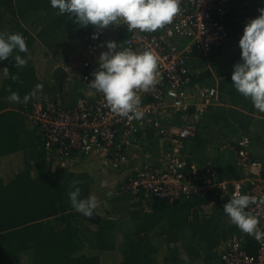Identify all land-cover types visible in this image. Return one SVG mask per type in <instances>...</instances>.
Instances as JSON below:
<instances>
[{"label": "trees", "instance_id": "obj_1", "mask_svg": "<svg viewBox=\"0 0 264 264\" xmlns=\"http://www.w3.org/2000/svg\"><path fill=\"white\" fill-rule=\"evenodd\" d=\"M237 1L232 0L229 13L221 20L228 31V41L236 42L248 20L256 18L258 9L264 6L260 5L262 0H249L244 7ZM112 26L118 45L130 37L131 31L123 22ZM60 30L72 36L65 41ZM0 33L21 34L28 49L26 53L14 51L7 60L0 62V167L10 162L15 167L8 179L0 175V264H102L104 254L113 255L115 264H209L214 258L220 262L218 248L233 237L242 241L241 246L247 254H256L259 241L242 232L225 215L223 205L232 199L226 194L197 195L174 203L138 195L146 199L149 210L135 208L130 211V228L127 234L121 232V237L116 233L119 230L114 225L117 221L110 220V205L102 204L90 218L76 212L68 196L74 190V183L81 190V198L96 195L97 199L104 200L113 190L100 185L102 177L93 179L86 173L53 166L46 158L40 130L27 128L23 111L33 108L39 88L51 97L54 105L60 101L63 107L72 106L78 98L76 86L72 89L75 99L72 97L70 102L63 104V91L70 85L67 72L58 66L39 71L41 63L32 52L41 43L57 54L77 37L80 42H96L104 38L106 28L80 26L74 18L59 15L58 10L51 7L50 0H0ZM93 34L98 38L93 39ZM226 44L213 49L208 56L196 50L188 54L189 75L185 87L191 93L197 87L218 88L221 103L202 114L199 124L206 122L202 131L213 132V136L221 131L225 136L243 134L258 145L264 141V133L252 115L264 117V113L254 109L250 99L233 88L231 74L233 65L240 61V52L223 60ZM16 55L27 61L23 67L16 66ZM13 92L21 97L17 105L8 99ZM32 93L29 102L23 103V97ZM194 113L195 107L191 105L185 115L193 118ZM166 123L164 120L162 124ZM142 133L147 134L145 141H151L158 132L148 126L141 129L137 137ZM188 142L194 145L198 139L196 136L186 138L182 145ZM161 143L151 141L155 148L153 153L166 151L167 147L159 149ZM201 143L209 148L213 146L207 140ZM233 156L235 158V153ZM225 163L206 160L198 166L212 165L218 182L241 178V171L231 159ZM199 176L202 178L203 174ZM94 180L99 182V188H94ZM125 193L120 195L124 198Z\"/></svg>", "mask_w": 264, "mask_h": 264}, {"label": "built area", "instance_id": "obj_2", "mask_svg": "<svg viewBox=\"0 0 264 264\" xmlns=\"http://www.w3.org/2000/svg\"><path fill=\"white\" fill-rule=\"evenodd\" d=\"M248 1V0H245ZM232 0H180L181 11L171 24L157 33L131 31L121 47L134 51H150L157 61L158 83L148 92L138 91L141 99L140 119L129 120L113 112L102 93L89 84L92 73L98 69V55L93 42L86 43L80 52L78 64L80 84L85 91L72 106L36 104L26 112L28 122L40 131L47 160L55 167L68 168L82 156H97L102 166L119 171L128 162L127 151L135 142L141 129L153 126L170 148L164 155L162 166L149 163L132 173L121 186V191L133 196L166 200L174 203L190 200L197 195L213 196L235 193L255 197L257 202L246 211L255 216L258 228L264 230V161L251 155L252 142L247 136L237 140L235 164L241 178L218 182L212 165L200 167L188 164L182 155V141L195 135V127L182 126L168 132L162 123L168 113L186 114L194 105V119L211 106L218 105L217 86L196 88L192 94L186 89L189 69L187 57L196 50L204 56L229 40V34L221 20L229 13ZM126 25V24H125ZM188 41L186 44L185 42ZM119 46V45H118ZM192 100V102H191ZM199 173L203 174L200 178ZM237 237L230 238L218 248L222 264H264V240L259 241L255 255L247 254Z\"/></svg>", "mask_w": 264, "mask_h": 264}, {"label": "clouds", "instance_id": "obj_3", "mask_svg": "<svg viewBox=\"0 0 264 264\" xmlns=\"http://www.w3.org/2000/svg\"><path fill=\"white\" fill-rule=\"evenodd\" d=\"M52 8L59 15H67L82 27L93 25L98 29L109 25H127L128 31L142 33L155 32L171 24L181 11L180 0H50ZM259 15L248 20L238 41L240 61L233 65L231 74L233 88L246 99H250L254 109L264 113V7ZM93 39L98 35L93 34ZM106 51L98 57V69L92 73L90 86L102 93L107 106L121 117L129 120L140 119L144 113L138 108L141 104L138 91L148 92L158 83L157 61L150 51H134L124 48L115 41H108ZM14 51H28L25 38L19 33H0V62L7 60ZM15 64L23 67L27 61L20 55L14 57ZM32 94L23 97L27 104ZM11 102L20 103L21 97L11 93ZM68 193L72 208L85 217H91L97 207V198H81V190L73 184ZM257 202L255 197L235 193L223 205V211L230 221L242 232L253 236L257 241L264 240V230L258 228V219L246 209ZM264 203V199L260 201Z\"/></svg>", "mask_w": 264, "mask_h": 264}, {"label": "rangeland", "instance_id": "obj_4", "mask_svg": "<svg viewBox=\"0 0 264 264\" xmlns=\"http://www.w3.org/2000/svg\"><path fill=\"white\" fill-rule=\"evenodd\" d=\"M240 1L242 3V6L244 7L245 4L249 0L248 1L240 0ZM262 4H264V0H262V3L260 5ZM248 13H251V12H248ZM112 28L113 26L109 25L106 28V33H105L104 38H101L99 41L93 42L98 56L100 55L101 52L107 50L106 47H103L102 45H105L106 42L108 41L116 42V38H115ZM60 31L62 33L61 35L63 37V40H65V38L67 37L72 36V34H69L68 32H64L62 30ZM80 41L81 40L78 37L77 39H73V42L69 45V47H67L63 51L61 50L58 51L57 54H54V52L50 51L48 48L45 49L41 45V43H39L41 47L37 45L36 49L32 52L33 57L37 58L38 62L41 63L38 66L39 71L45 72L46 68L48 71V69L51 68L52 66L54 67L58 66V67L64 68L65 71L67 72L69 80H70V82L69 81L68 82L70 83V85L66 86V89H64L63 91V94H64V95L62 94L64 98L63 104L66 103L67 101L70 102V100L72 99V96H73L72 89L74 87L77 86L76 91L78 93V96H81L85 91L84 87L80 84V79H79L81 75L80 69L79 67L76 66L81 58L80 52L82 50V47L86 44V42H80ZM185 43L187 44L188 41H186ZM226 43H227L226 44L227 49L225 50L223 54V57H222L223 60H225L228 57L229 58L232 57V55L235 53L241 52L240 48L238 47V42L227 41ZM219 62L222 63V60ZM39 89H38V93L36 96L37 101L33 103V107L36 104L51 105L52 104V102L50 101L51 97L48 96L47 94H44L43 90H39ZM193 102H195L196 105H200L199 103H197L198 99L195 97V95L193 97ZM57 103L61 105L60 101H58ZM219 103H221L220 99H218V105ZM17 104L18 103H14V105H17ZM26 112L27 111H23L24 115L28 116ZM26 120L28 123L27 128H31V129L34 128V126L28 122L27 117H26ZM164 120L167 121V123L164 125L167 128H164V129H167V131L171 133H173V131H176L177 129H181L182 126L191 125L192 127L193 126L195 127L196 133L194 136H196V139H198V142H195L196 144L194 145L190 142L185 143V145H183L184 147H182V155L184 156L185 160L186 159L191 160L192 163L194 164L196 162L197 165L198 163L202 164L203 162H206V160H209L211 162L219 160V163L220 162L225 163V161L227 160L229 161L230 159L232 160L233 153H234V147H235L234 144H236L235 141L237 140V138H239L240 136L242 137L243 135V134H239L237 137L236 135H228V136L226 135L225 136L223 131H221L218 136H217V133L215 136H213L212 135L213 132L207 133V131L201 130L203 126L206 124V122L204 124H202L201 122L202 124L201 126V124H199L201 121L200 117H198L197 119H194V118H190V116L185 115V114L181 116H177L175 113L171 112V113L166 114V116L164 117ZM240 131L241 130H239L238 133H240ZM145 137L147 138V134L142 133V136L140 137L138 136L135 142L131 144L129 150L127 151L128 162L119 171L108 169L105 166H102L100 159L95 155H87V156L81 157L80 160L83 165H79V167L81 166L80 168L82 169H77L76 164H72V163L69 164L68 168H65L72 172L80 171V173H86L90 175L93 179L95 177H102L103 180L100 183V185H102L108 190H111V191L113 190L112 194L109 196L107 195L108 197H106L109 199L107 200H105L106 198H104V200L97 199V207L95 209L99 210V207L102 206V204L110 205L111 207L110 215L112 216L110 217V220L117 221L116 222L117 224L115 223L114 225L116 229H119L118 232H116V233H119V237L123 235L122 233H125V232L126 234L128 233L127 228H130L129 226H130V219H131L128 213L130 211H133V209L135 208L138 209L139 211L142 210L144 212H147L149 210L147 208V203L145 199L146 196L143 195L145 198H140V197L133 196L129 194L128 192H126L125 193L126 197L128 196L129 197L123 198L120 194L123 193L124 191L121 192L119 189H121V186L125 184L126 182L125 180L128 176L142 169L145 165H149V163H153V164H158L162 166L164 163V155L166 154L167 151H169V148H170L166 139L164 140L163 137H161L157 133V135L153 136L151 141L153 143H155L156 141H162L159 149H162L165 147L167 148H166V151H159V152L153 153V150H155V148H153L154 146H151V141L149 140L145 141ZM205 140H207V142H209L210 144H213V146H211L210 148L208 146H203L201 142ZM252 144H253V141H252ZM257 146H261L264 151V141H260V143ZM225 164L227 165V163ZM14 169L15 167L12 162H10V164L7 163L6 167L3 164L0 167V175L8 179V176H10L11 172ZM99 187H100L99 182L94 180V188H99ZM102 190H105V189H102ZM111 196L112 198H110ZM157 256L160 257L161 254ZM113 259H114V256L110 254H104L101 256L102 264H115ZM183 264H194V263H183Z\"/></svg>", "mask_w": 264, "mask_h": 264}, {"label": "crops", "instance_id": "obj_5", "mask_svg": "<svg viewBox=\"0 0 264 264\" xmlns=\"http://www.w3.org/2000/svg\"><path fill=\"white\" fill-rule=\"evenodd\" d=\"M237 2L239 3V5L241 4V6H242V3H241L240 0H238ZM72 97H74V93H73ZM74 99H75V97H74ZM253 117L255 118V119L254 118L253 119L255 121H257L258 124H259L258 125L259 126V130L262 133H264V117H262V116H253ZM251 153H252L253 158L264 160V151H263L261 146L255 145V142H253V144L251 146ZM79 160L73 161L72 164H76L77 169H82V168H80L81 166L79 167V165H83V164H82L81 160L80 161ZM232 161H233V164H235L234 156L232 157ZM74 171H76V170H74ZM77 172H80V171H77ZM218 253H219V251H218ZM209 264H222V263L219 262V260L217 258H214L213 260L209 261Z\"/></svg>", "mask_w": 264, "mask_h": 264}]
</instances>
